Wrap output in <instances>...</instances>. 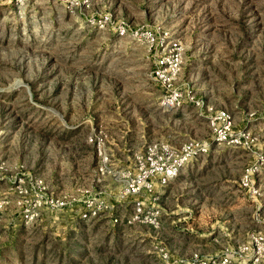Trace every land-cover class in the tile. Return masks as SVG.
Wrapping results in <instances>:
<instances>
[{"label": "rangeland", "instance_id": "1", "mask_svg": "<svg viewBox=\"0 0 264 264\" xmlns=\"http://www.w3.org/2000/svg\"><path fill=\"white\" fill-rule=\"evenodd\" d=\"M146 33L180 47L169 89L229 112L250 150L211 142L191 104L162 109ZM263 116L264 0H0V264H221L263 230L264 162L257 197L237 186L264 150ZM188 140L206 153L154 203L126 194L135 154ZM135 202L159 210L156 226L127 224Z\"/></svg>", "mask_w": 264, "mask_h": 264}, {"label": "built area", "instance_id": "2", "mask_svg": "<svg viewBox=\"0 0 264 264\" xmlns=\"http://www.w3.org/2000/svg\"><path fill=\"white\" fill-rule=\"evenodd\" d=\"M128 29L124 25H117L115 34L118 37H124L128 34ZM145 42L154 48L152 54V67L150 75L155 82L159 84L164 90L165 95L162 97L160 106L163 110H173L180 108L184 103L193 105L199 111L206 113L208 128L211 134V142L217 144H232L245 146L247 150L252 146L254 138L250 133L244 129L235 130L233 118L229 112L225 110L212 111L203 106L202 100H194L193 96L188 93L182 94L175 90L169 89L173 80L179 72L181 65V52L180 47L173 40L164 42L163 39L156 41L151 34L146 33L143 35ZM185 99V102H184ZM264 119V116L262 117ZM101 135L100 132L92 131L87 138L89 143L95 145L97 155L100 156ZM207 143L201 140H188L179 144L177 148H170L164 144H157L146 146L141 154H135L133 162L137 168L136 176L130 181L126 188V194H138L141 192L148 200L154 203L157 197L154 195V187H164L171 180L177 177L179 170L193 157L202 155L207 151ZM256 160L258 164L242 170L238 180L237 186L247 198L254 199L258 196V189L255 186L256 177L259 173V166L264 162V150L256 153ZM22 175V174H20ZM2 179L0 172V180ZM255 179V180H254ZM21 180H17V194L20 199H23L21 194L25 192L19 187ZM40 199L35 202L36 205L40 204ZM43 204L52 205V200H45ZM7 204L5 198H0V213ZM57 205V202H54ZM82 218L86 214L81 215ZM159 218V210L151 205L145 208L142 202H135L133 205L132 216L127 218V224L132 222L145 223L151 227L157 225ZM117 219H113L116 223ZM248 254L251 264H258L264 261V226L262 232H257L252 235L248 243L237 248L233 253L237 256ZM233 254H223L221 264H230V259Z\"/></svg>", "mask_w": 264, "mask_h": 264}]
</instances>
